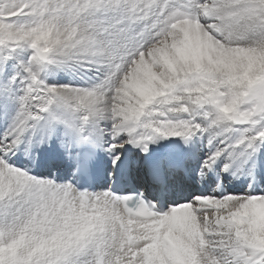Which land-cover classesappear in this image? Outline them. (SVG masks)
Wrapping results in <instances>:
<instances>
[{
	"label": "snow or ice",
	"instance_id": "snow-or-ice-1",
	"mask_svg": "<svg viewBox=\"0 0 264 264\" xmlns=\"http://www.w3.org/2000/svg\"><path fill=\"white\" fill-rule=\"evenodd\" d=\"M185 37L195 62L128 104L133 62ZM0 122V264H264V195L224 192L229 178L264 181V0H0ZM197 137L209 152L190 176L151 150ZM99 152L113 179L140 176L165 199L186 179L214 194L165 210L13 160L88 179Z\"/></svg>",
	"mask_w": 264,
	"mask_h": 264
},
{
	"label": "bare ground",
	"instance_id": "bare-ground-1",
	"mask_svg": "<svg viewBox=\"0 0 264 264\" xmlns=\"http://www.w3.org/2000/svg\"><path fill=\"white\" fill-rule=\"evenodd\" d=\"M178 27V26H177ZM186 40H188V44L184 43H172V48L169 50L167 46H163L164 48H161L156 50V58L160 59L163 65V69L165 71L164 75L165 77L176 75L178 74V64L177 60L182 62H195V49L193 47L192 41L189 40L187 37H185ZM191 47V49H187V47ZM153 60L151 59H144V56L142 55L140 57L139 62L134 61L133 67L129 68L128 75L126 79H130V84L128 87L132 88L131 92L136 94L137 97L134 98L135 101L144 100L145 98L149 96H154L158 93L160 90V87L158 85L152 84V77H155L157 74H154L153 71ZM151 67V69L147 72L145 67ZM58 80V77H48V81L54 82ZM127 81V80H126ZM129 102L128 104H131V100H126ZM137 103H133V105H136ZM0 132L3 131L5 124L0 122ZM18 160V159H17ZM264 213V205H257L256 208H258ZM255 209V208H254ZM255 212V211H254ZM261 221H264V218H261Z\"/></svg>",
	"mask_w": 264,
	"mask_h": 264
},
{
	"label": "rangeland",
	"instance_id": "rangeland-1",
	"mask_svg": "<svg viewBox=\"0 0 264 264\" xmlns=\"http://www.w3.org/2000/svg\"><path fill=\"white\" fill-rule=\"evenodd\" d=\"M182 30V29H181ZM185 42V43H184ZM186 42H187V44H188V40H184L182 43H184V44H186ZM174 43V42H173ZM165 46H167L168 47V49L170 50L171 48H172V44H168L167 42H165V44H163V45H161L160 47H158L159 49H161V48H164ZM158 48H156L154 51H150L149 52V54H148V57H147V59H152L153 60V71H154V74H157L155 77H152L151 78V80H152V84H154V85H158L159 87H160V89L161 88H164L165 86H166V84H165V79L167 78V77H165V76H163L164 75V73H165V71H164V69H163V65H162V62L160 61V59H158V58H156V50H158ZM191 49V47H187V49ZM143 55V54H142ZM141 55V56H142ZM144 56V55H143ZM144 59H145V57H144ZM146 59V60H147ZM157 66H159L161 69H162V71L160 72V73H158L155 69H156V67ZM145 69L147 70V72L151 69V67H145ZM58 77V80H56V81H59V80H61L62 78L61 77H59V76H57ZM127 81H125V83H124V89H123V96H124V98H125V100H131L132 102H131V104L130 105H133V103H138V101H135V99L134 98H136L137 97V95L136 94H134V93H132L131 92V89L132 88H130V87H128L129 86V84H130V79H126ZM56 81H54V82H56ZM47 82L48 83H50V81H48L47 80ZM51 83H53V82H51ZM159 92V91H158ZM141 101V100H140ZM130 102V101H129ZM128 102V103H129ZM263 206V205H262ZM264 207V206H263ZM254 211H255V214L261 219V218H264V213L261 211V210H259V206H258V208H256L255 207V209H254Z\"/></svg>",
	"mask_w": 264,
	"mask_h": 264
}]
</instances>
